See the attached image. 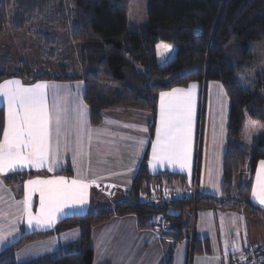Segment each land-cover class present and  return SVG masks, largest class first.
<instances>
[{"label":"trees","instance_id":"1","mask_svg":"<svg viewBox=\"0 0 264 264\" xmlns=\"http://www.w3.org/2000/svg\"><path fill=\"white\" fill-rule=\"evenodd\" d=\"M128 3L129 0H0V39L8 29L28 32L25 27L35 20L38 24L33 34L38 36V54L52 58L56 45L50 28L58 22L71 27L70 37L78 47L79 60L78 72L67 74L60 67L54 73L31 67L26 61L14 67L10 53L2 51L0 82L12 76L23 80L54 76L66 81L80 79L93 125L101 121L104 108L118 106L150 113L152 133L160 91L193 81H219L230 101L223 197L199 196L195 207L241 208L251 218H261L262 210L250 201L249 185L239 188L237 198L232 195L234 178L247 162L252 174L258 161L264 160V130L256 136L250 152L237 142L245 117L264 125V80L249 81L250 87L245 88L237 79L256 58L252 43L264 41V0H148L147 22L137 31L127 29ZM18 37L23 41V35ZM158 42L173 47L172 57L164 62L158 58ZM112 85L118 86L119 92L111 101ZM3 122L4 109L0 105V137ZM19 174L5 181L17 180ZM176 181L183 184L184 178L171 173L151 175L145 156L127 197L111 208L66 217L50 231L24 233L0 253V264H92V229L113 216L127 214L135 215L141 228H153L156 216H162L169 227L164 235L175 241L185 236L188 239L186 212L192 207L191 199L143 202V197L150 195V184L172 185ZM72 228L79 229L78 239L56 252L25 261L16 258V251L32 240ZM196 241L192 237L194 251L200 243Z\"/></svg>","mask_w":264,"mask_h":264},{"label":"crops","instance_id":"2","mask_svg":"<svg viewBox=\"0 0 264 264\" xmlns=\"http://www.w3.org/2000/svg\"><path fill=\"white\" fill-rule=\"evenodd\" d=\"M72 47L77 49L76 46ZM38 50L39 47L34 51L38 53ZM157 54L159 61L164 62L172 57L173 49L163 45H159L158 48L157 44ZM75 58L74 65L61 61L56 68L54 66L55 61L52 58H48L47 64L52 66L43 70L50 71L52 69L51 71L57 72L60 67H64L67 74L78 72V52ZM30 64L34 67V65L40 63L38 60H34V63ZM8 79H19L25 85L47 81L67 86L66 90L73 96L78 91L82 98L84 95V83L80 79L66 81L54 76L33 81L12 76L3 79L1 82ZM77 84L80 86L79 90L77 89ZM190 84L197 85L195 89L196 107L190 168L182 169L179 164H171L167 161L157 162L155 167H153L149 161L152 159L151 142L155 140V127L159 120V93L171 91L173 88H187ZM218 84L222 86L223 93H226L219 81H208L204 84L193 81L187 86H174L160 91L157 95V107L152 133L150 132L152 118L150 113L146 111L125 109L118 106L106 107L101 112V121L93 125L90 121V109L88 106L90 127L101 130L99 134H93L90 147L86 146L85 151L88 155L83 158L77 157L74 166V153L71 150L66 153L62 152L60 157L62 168L54 172H49L47 167H45L41 169L25 168L23 171L16 173L0 174V179L3 180L5 189L4 192L0 193L4 197L3 201L0 202V209L9 214L10 219L16 211L15 201L23 200L24 198V185L28 180L35 179L37 176L41 178L65 176L71 179L77 175V168L86 173L85 179L87 181H95V183H90L88 188L87 204L83 208L65 209L64 213L59 215L55 225L60 220L75 214H83L99 208H111L119 200L129 195L130 187L145 156L147 169L151 175L171 173L181 175L184 178L183 184L178 181L172 185H166V183H161L160 186L158 183L150 184L151 191L149 194L161 192V194L182 193L195 190L199 196L206 195L222 198L223 159L228 142L227 130L230 101L227 93L226 95H221V90L217 87ZM113 90L111 101L118 93L116 88H113ZM83 101L87 104L84 99ZM0 105L4 109L2 98H0ZM222 119L224 132L221 136L220 125ZM246 119L247 117L244 118L243 122L247 121ZM214 124L217 134L215 143L213 141ZM124 125L135 127H124ZM141 127H147L148 132L139 131ZM242 128L243 126H241L239 133L238 144L244 147L241 143ZM263 130L264 126L258 128L252 141H249L248 147L244 148L250 152L256 136ZM130 137L136 139L145 138L148 142L141 146L135 142V139H129ZM134 160L136 161L135 166L133 165ZM261 161L264 160L258 161L252 174L250 173L248 161L245 168L235 176L233 181L234 193L232 195V198L236 197L239 188L249 185L250 201L262 210L261 218L253 219L241 208H200L196 206L193 210L191 207L186 212V219L189 229H192L193 237L198 240L196 242H200L199 244L197 243L194 251L188 242L187 236L180 241H175L172 237L157 233L152 227H139L135 215L113 216L92 229L91 239L94 250L92 264H166L169 262L171 264H228L233 259L240 257L246 248L264 241V205H261L252 196V189L256 184V174L260 168ZM133 167H135V170L130 172L129 168ZM210 170L211 179L209 176ZM17 173H21L16 175L17 180L9 183L5 181L6 177ZM213 185L216 186L214 187ZM105 187H114L116 192L114 195H109L104 190ZM32 203V211L35 214L39 210L38 192L33 194ZM55 225L51 228H28L25 223H21L19 225L21 229L19 235L14 234L15 239L9 237L10 243L0 245V253L18 241L24 233L50 231ZM111 229H113L112 233ZM73 230H77L75 235H71ZM66 234H68L67 237ZM78 237L79 229L72 228L58 234L34 239L16 251V258L19 261H25L46 253H54L59 247L78 239ZM44 243L46 247L43 248V253H37L36 256H33V248L35 247L36 249L38 245ZM234 245L235 248L233 247ZM97 247L101 251L100 256H98ZM17 254L20 255L18 256ZM213 257H217L218 260H211Z\"/></svg>","mask_w":264,"mask_h":264},{"label":"snow or ice","instance_id":"3","mask_svg":"<svg viewBox=\"0 0 264 264\" xmlns=\"http://www.w3.org/2000/svg\"><path fill=\"white\" fill-rule=\"evenodd\" d=\"M79 87L77 84L78 90ZM196 87V84H190L187 88H173L159 93V120L155 127V140L151 142L152 159L149 161L153 167L157 162L167 161L179 164L182 169L190 168ZM217 87L222 96L226 95L221 85L218 84ZM66 89L67 86L47 81L27 85L19 79L0 82V98L4 104L0 174L45 167L49 172H54L62 168V152L71 150L74 153V166L77 157L88 155L86 146L90 147L93 134H99L101 130L90 127L88 105L84 103L79 91L73 96ZM139 131L146 133L148 128L141 127ZM223 132L222 119L221 136ZM216 135L214 124V143ZM129 139H135L141 146L148 142L145 138ZM133 165H136L135 160ZM134 170L135 167L129 168L130 172ZM76 171L77 175L71 179L65 176H37L28 180L24 185L23 200L15 201V214L9 219V214L0 209V245L10 243L9 237L15 239V235H19L21 223H25L28 228H51L65 209L83 208L87 204L90 183L95 181H87L86 173L80 168ZM209 176L211 179V170ZM4 191L3 180L0 179V193ZM37 192L39 210L34 214L32 196ZM252 196L264 205V161L260 162ZM3 199V195H0V202ZM76 231L73 230L71 235H75ZM211 260L218 258L213 257Z\"/></svg>","mask_w":264,"mask_h":264},{"label":"rangeland","instance_id":"4","mask_svg":"<svg viewBox=\"0 0 264 264\" xmlns=\"http://www.w3.org/2000/svg\"><path fill=\"white\" fill-rule=\"evenodd\" d=\"M147 11H148V0H129L128 11H127V29L129 31H137L142 25H144L147 22ZM12 14L13 12L11 13L10 16H12ZM37 24L38 22L33 20L30 22V24H28L25 27V29L28 30V32H32V33H28L24 31V29L22 32H16L8 29L7 35L1 36L0 55H2L1 54L2 51L5 53L7 52L10 53L11 59H13V63L15 65L14 67H17V63L20 61H24V62L28 61L30 63L32 62L34 63V60H38V62L40 63L34 65V67L39 70L48 69L49 67L52 66L47 64L49 61L48 57L46 56L41 57L36 51H34L37 47H39L38 44L36 43L38 40V36L36 34H33ZM58 24L59 23L56 22L54 24L55 26H52L50 28V32L54 31L55 34V45H56L54 47L55 54L52 57L53 61H55V65H54L55 68L57 64L60 63L61 61H64L65 63L67 62V64L69 65H74L76 60L75 56L78 52V47L76 45H72L74 43L72 42L70 37L71 27L68 25H58ZM21 35H23V41H21V39L18 40L20 38L18 36ZM159 45L168 46L170 47V49L173 48L172 46L164 42H158V48ZM72 46H76L77 49ZM251 48L256 58L249 69L245 70L244 73L237 76L238 82L241 83V85L245 88H249L250 87L249 83L256 81L258 78L264 80V41L255 42L254 44L252 43ZM22 58L24 59L22 60ZM11 65L13 66V64ZM30 66L32 67L31 64ZM51 70L50 71L47 70V72H53ZM112 86H114V88H116V91L119 92L118 86L116 85H112ZM246 120L247 121H244L242 125L243 128L241 131V143L244 145V147L247 148L249 141H252L253 139L254 133L257 131L258 128H261V126L264 125L259 122L253 121L249 117H247ZM110 231L112 233L113 229H111ZM44 245L45 243L40 244L36 249L34 247L33 256H36L37 253L40 254L43 253V248L46 247ZM100 254L101 251L98 248V256H100Z\"/></svg>","mask_w":264,"mask_h":264},{"label":"built area","instance_id":"5","mask_svg":"<svg viewBox=\"0 0 264 264\" xmlns=\"http://www.w3.org/2000/svg\"><path fill=\"white\" fill-rule=\"evenodd\" d=\"M109 195H114L115 188L114 187H105L104 189ZM162 193V192H161ZM161 193H152L149 196L145 195L143 197V202H168L173 200H184V199H191L192 200V208L193 210L195 207L196 199L199 197V194L195 190L191 191H184L182 193L180 192H171L167 194H161ZM159 218V219H157ZM154 223V230L159 234L166 233L169 229L168 222L162 217V216H156ZM192 237L193 232L192 229H190V234L188 238V242L192 243ZM241 257H244L245 259H241ZM228 264H264V241H261L255 245H252L248 248H246L243 252V254L233 259Z\"/></svg>","mask_w":264,"mask_h":264}]
</instances>
